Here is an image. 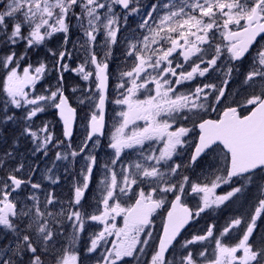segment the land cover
<instances>
[{"label":"snow or ice","instance_id":"1","mask_svg":"<svg viewBox=\"0 0 264 264\" xmlns=\"http://www.w3.org/2000/svg\"><path fill=\"white\" fill-rule=\"evenodd\" d=\"M117 7L124 12L117 13ZM141 11L140 0H5L0 8V48L7 52L0 56V125L16 124L20 136L35 142L33 154L47 157L50 146L66 149L54 153L47 179L59 183L58 176L53 179L57 161H70L64 173L74 178L65 204L54 191L32 183L38 165L25 171L14 152L0 156V264H83L76 245L90 222L100 225L86 246L89 253H99L96 264H127L126 258L137 264H264V236H254L257 219L264 218V45L257 40H264V0H154L130 30L128 17ZM74 31L81 42L72 47L83 63L72 71L96 89L90 86L80 101L91 110L81 117L86 135L78 150L71 148L76 108L64 95L63 72L55 90L37 93L47 66L20 63L28 49L61 34L62 50L50 49L49 55L67 71L62 61L72 55L67 45ZM19 43L26 46L23 55L14 50ZM118 45L127 67L113 73L119 92L115 103L124 110L108 140L109 158L101 165L96 150L105 135L109 61L117 59ZM234 71L242 77L239 98L233 99L235 106H225ZM212 72H223L219 86L181 90ZM216 106L217 118H204ZM49 109L61 118L65 140L54 139L47 123L34 130L33 118ZM194 129L199 130L194 152L186 163H177ZM13 146L18 148V138ZM221 146L223 167L209 164L202 182L183 174ZM10 160L15 167H7ZM95 169L100 175L90 203L86 193ZM222 185L230 190L217 194ZM22 186L33 191L21 197ZM186 187L202 194L195 210L182 200ZM169 194L174 199L163 233L154 237L146 229ZM128 201L133 203L124 207ZM237 201L238 214L221 227L211 224L203 234L182 236L205 210ZM121 215L123 226L117 228L115 218ZM233 232L239 233L234 242ZM111 236L116 239L109 241ZM209 240L211 249L205 244Z\"/></svg>","mask_w":264,"mask_h":264},{"label":"rangeland","instance_id":"2","mask_svg":"<svg viewBox=\"0 0 264 264\" xmlns=\"http://www.w3.org/2000/svg\"><path fill=\"white\" fill-rule=\"evenodd\" d=\"M154 0H140V7L142 9L140 16H129L128 17V22L134 23L133 29L134 30L137 25L140 22L141 16H143L144 11L147 10V7L152 4ZM5 3V0H0V8L3 7ZM117 13L122 14L124 11L120 9V7H117L116 9ZM123 32V35L127 36L128 33L124 32L123 28L121 29ZM119 39V37H118ZM81 42V37L79 33L73 32L70 36L69 44L67 45L68 51L72 53L71 57L66 58L62 63L66 64L68 67L67 71H64L63 69L60 68L59 64L56 63V57H53L49 55V50L51 49L52 51H60L62 50V35L61 34H56L55 36L52 37L51 40L46 41L44 44L40 45L39 47L34 46L31 49L27 50V57L25 60H22L21 66H26V64H32L33 67L38 66L39 62H43L47 67L45 74L43 76V79L37 84L36 86V91L37 93H43L44 89L46 88H51V90H55L57 86V82L59 80V75L61 72H63V80L61 81L63 85V91L64 93L69 97V100L74 106H77L80 108V120L77 126V140L76 142L71 143V148L78 150L80 144L84 140V137L86 135L85 130H84V124L85 122L81 119V117L88 111L91 110V108H85L83 104L80 103V101L84 98V94L88 92L89 87L91 86L92 91L95 92V85L92 84L91 80L90 81H84L82 79V76L78 74L75 71H72V69H75L79 64L83 63V59L81 55L78 53L77 50L73 49L72 45L74 43L79 44ZM261 45H264V41L260 43ZM14 50L17 52L18 55H23V53L26 50V46L24 43H19L15 46ZM1 51L4 55L7 54L6 50H3L1 48ZM115 52V57L117 59H114L113 61H109V65L114 66L112 67V70L110 69L109 75L110 77H113V73H117L119 71L126 70V65L121 57V52L122 49L120 46H116L114 49ZM100 55V53H98ZM119 59V61H117ZM124 63V67L120 68V66L117 63ZM88 71H91V68L86 69ZM243 71V68H241ZM219 75L220 81L224 78L223 72H217ZM235 71L232 74V77L235 76ZM214 74L212 72L210 75L207 76L211 77ZM115 79V78H114ZM199 77L195 79V81H199ZM242 81V80H241ZM241 81L239 82V87L235 89V91H239L241 89ZM73 89H76V91H73ZM53 109L46 110L44 113L38 114L37 117L33 118L34 123H33V128L34 130L36 128L42 127L43 124L47 123L49 126V131L54 132V126L51 121L54 119L51 116V111ZM18 116H22V112L18 111L17 112ZM9 141L8 143V149L5 152L0 151V156H3L4 153L9 152V151H14L17 149H20L21 151L18 154H15L16 156V161L23 160L26 165L25 171H27V165H33L36 166L38 165L39 167L35 169L34 175L31 176L32 183H40L42 185V188L46 191H54V193L59 197V199L66 204L68 199L70 198L71 195V190H72V185H73V176L71 174L65 175L64 173V168L67 166L71 169L72 164L70 161H57L56 162V167L53 169L54 175L53 179H55L57 176L59 177V183L53 185L51 181L47 179V176L49 173L47 172V168L51 166V162L54 159H51L49 162H45L43 165H41V160L39 158L40 154L39 152L32 153V149L35 147V142L30 138V137H22L20 136V131L19 128L16 124H10L9 126ZM19 139V146L18 148H14L13 144L16 139ZM0 139H2V136L0 135ZM1 144V143H0ZM99 148V147H98ZM108 152L107 155H99L101 157L106 156L109 158V155L111 153V149ZM59 151L64 152L66 149L61 148ZM2 152V153H1ZM32 155H37L36 157ZM39 155V156H38ZM132 156L134 157L135 154L133 153ZM100 157V158H101ZM77 161L80 159L79 157L76 158ZM27 161L29 163H27ZM34 162V163H33ZM8 168L15 167V162L14 161H9ZM217 167H223V161L221 159V162L217 165ZM4 174V170H0V175ZM22 178L27 179L28 177L26 175L22 176ZM78 179V178H76ZM230 188L228 185H222L220 188H218L217 194H223L227 191H229ZM33 190L29 187H25L20 190L21 197L26 196L30 194ZM87 196V193H86ZM94 196L90 195L88 197V200L93 199ZM41 199H43V196H41ZM201 202V196H192L190 195L189 198H186V203L188 205L190 204L194 209L198 203ZM211 212V209L205 210V212L201 213L200 217L197 219H201L202 214L205 215L206 212ZM160 218V217H159ZM85 238L87 241H89V237L92 233H94V228L87 226V223L85 224ZM100 230L99 228H97ZM68 231H71L70 229ZM235 237V233H232V238ZM83 239V235L81 236L80 241ZM79 241V242H80ZM78 242V244H79ZM78 244L76 247L78 248ZM212 247V246H211ZM210 247V248H211Z\"/></svg>","mask_w":264,"mask_h":264},{"label":"flooded vegetation","instance_id":"3","mask_svg":"<svg viewBox=\"0 0 264 264\" xmlns=\"http://www.w3.org/2000/svg\"><path fill=\"white\" fill-rule=\"evenodd\" d=\"M215 73V78L216 74H218L217 72ZM206 83H214L217 86L220 85L221 82H217L216 79H212L210 80V78H208L207 80L205 78H200L199 81H192L188 84L185 85V87L183 89H181L182 91H188L191 88H194L197 84H206ZM226 96L228 97V99L226 101H224L225 106L227 105H232L235 106L234 104H232L233 99H237L239 97L236 96V92H234L232 90V84L229 82L228 87L226 89ZM119 98V92L116 90L115 86L113 85V87L110 86V92L108 95V104H107V112H106V131H105V135L100 138V146L99 148H97L96 150V154L98 156V161L99 163L102 165L104 162H106L108 160V158L106 156L101 157L99 155H106L108 154L109 149L107 148V144H108V140L112 134V131H114V126L118 123L119 121V113L124 110L123 107L121 105H118L115 103V100ZM142 98V97H141ZM217 107V111L216 112H209L208 115H206L204 118L206 119H216L217 118V113L220 111V106H216ZM242 114H247V112H243ZM138 125L143 126V121H138L137 122ZM185 127H190V124H185ZM57 139H60V136L62 134V129L59 123L56 122L55 125V133H54ZM198 129H194V131L192 133L189 134V143L188 145L185 146V150L181 153L182 155V161L181 160H177V163H182V162H187L193 149L195 144L197 143L198 140ZM55 138V139H56ZM159 146V145H157ZM219 150V149H217ZM49 154V153H48ZM214 154V153H213ZM212 154V155H213ZM44 155H42L43 157ZM101 157V158H100ZM221 162V157L220 156H211V157H202L201 159H199L197 161V163L195 165H192L190 167L189 170H186L183 172L184 175H188L193 182H202L203 181V176L205 175V173L208 170V166L211 163H215L216 165H218ZM99 169H95L94 170V174H93V184L90 188V195L94 196V193L96 191V180L99 178ZM261 174L259 172H257V176H260ZM145 191L147 192L148 189L145 188ZM186 193L187 195L184 196L182 198V200H185V197H188L190 194L196 195V196H201L202 194H194L191 193L190 188L186 187ZM154 198H159L158 196L154 197ZM174 197L169 194L165 197V204L160 208V211H165L167 210V208L169 207L170 201L173 199ZM90 203L93 201V199L88 200ZM131 203H133V201H128L127 203L122 202L124 207L129 206ZM92 211H94V209H92ZM156 217V216H155ZM154 217L155 220L152 221L151 224V230L154 229L153 225L156 222V218ZM163 218V217H162ZM115 223L117 225V228L122 227L123 226V216H117L115 218ZM87 226H90L92 228H99L100 229V225L98 222H90L87 223ZM155 231L157 232V226H155ZM153 233V232H152ZM154 237H157V235H155V233H153ZM254 236L259 239L261 236H264V218H258L257 219V228L256 231H254ZM109 241H114L116 239L115 236H111L108 238Z\"/></svg>","mask_w":264,"mask_h":264},{"label":"trees","instance_id":"4","mask_svg":"<svg viewBox=\"0 0 264 264\" xmlns=\"http://www.w3.org/2000/svg\"><path fill=\"white\" fill-rule=\"evenodd\" d=\"M128 25L130 26V30H132L134 23L128 22ZM2 55H4V54L2 53L1 48H0V56H2ZM117 61H119V59ZM120 63H117V64L119 66H122ZM2 75H3V70H0V76H2ZM0 128H3V133H5V135H6L7 134V126L4 127V126L0 125ZM233 214H234V212L230 208V205L227 207L226 210L224 209V210H221L219 212L213 211L209 215L208 214L206 215V219H205L204 223L201 226H199V228L197 226V229H198L197 231H199V229H206L211 224H216L217 227L219 228L224 224V221L226 219H229L230 217H232ZM146 251H147V249H146ZM142 259H145V258H142ZM131 264H135V263H131ZM136 264H137V262H136Z\"/></svg>","mask_w":264,"mask_h":264},{"label":"bare ground","instance_id":"5","mask_svg":"<svg viewBox=\"0 0 264 264\" xmlns=\"http://www.w3.org/2000/svg\"><path fill=\"white\" fill-rule=\"evenodd\" d=\"M0 135L2 136V139H0V143H1L0 144V151L5 152L8 149V143L7 142L9 141V138H8V135H9V127H7V134L6 135H5V133H3V131H2V133ZM20 151H21L20 149H17V150H14L13 152L15 154H18ZM32 156L36 157L37 155H32ZM27 163H29V162L27 161ZM230 208L233 210L234 213L238 214L237 213V210L235 209V207L230 206Z\"/></svg>","mask_w":264,"mask_h":264},{"label":"water","instance_id":"6","mask_svg":"<svg viewBox=\"0 0 264 264\" xmlns=\"http://www.w3.org/2000/svg\"><path fill=\"white\" fill-rule=\"evenodd\" d=\"M258 38H259V37H257V39H258ZM64 95H65V94H64ZM69 103H70V102H69ZM105 110H106V105H105V109H104V115H105ZM58 117H59V115H58ZM59 118H60V117H59ZM60 119H61V118H60ZM61 121H62V120H61ZM74 126H75V123H74ZM74 126H73V130H74ZM170 210H171V208H170ZM166 219H167V215H166V218H165V222H166ZM165 222H164V223H165ZM187 226H188V225H187ZM187 226L185 227V229L187 228ZM185 229H184V230H185ZM184 230H183V231H184ZM183 231H182V232H183ZM162 233H163V230H162ZM162 233H161V235H162Z\"/></svg>","mask_w":264,"mask_h":264}]
</instances>
